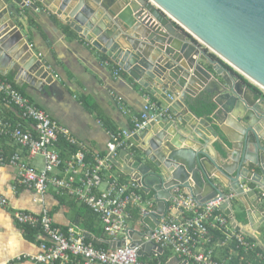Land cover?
Masks as SVG:
<instances>
[{"label": "water", "instance_id": "95a60500", "mask_svg": "<svg viewBox=\"0 0 264 264\" xmlns=\"http://www.w3.org/2000/svg\"><path fill=\"white\" fill-rule=\"evenodd\" d=\"M125 3L124 6L120 0H58L50 8L82 37L92 39L95 48L111 57L173 113L172 119L151 122L142 133L133 134L129 138L132 148H123L119 158L109 156L120 171L137 180L143 190L153 192L158 200L161 209L143 212L144 221L153 231L159 217L169 211L170 202L178 201L174 193L177 190H186L201 203L219 197L225 199L220 209L230 218L232 227L264 248L259 231L264 223V209H259L260 200L256 204L250 202L253 194L260 199L257 188L264 189V110L256 99L251 101L246 95L245 88L250 91L252 88L239 77L242 75L264 91V0H125ZM26 4L37 7L30 0H0L1 37L19 30L16 22L20 11L16 5ZM105 20L108 22L104 23ZM131 29L133 32L129 33ZM89 31L93 37L85 33ZM141 35L145 40H139ZM6 38L0 40V74H5L3 67L11 62L10 54L14 51L21 63H13L10 71L14 70L29 83L38 80L42 85L43 80L47 83L53 80L25 39L15 37L17 42L7 49ZM22 43H26L25 53L19 49ZM163 53L165 60H157ZM205 75L215 82L212 89L205 86ZM196 84L204 86L226 115L235 118L240 129L233 144L242 145V150L240 153L227 150L226 161L214 159L203 147L196 150L183 146L185 141L195 143L197 139L202 146L210 142L198 122L207 126L214 137L219 136L207 117L198 116L193 109L198 95ZM258 102L264 103V98ZM183 107L188 110L186 116L178 113ZM150 130L153 134L146 141ZM208 163L213 165V171L208 169ZM243 182L254 186L247 187ZM205 186L209 193L201 196ZM226 189L232 192L231 198ZM236 199L245 205L252 231L238 223L232 207ZM143 237L132 243L141 245V256L145 250L164 252L153 241L142 245ZM125 245L123 239L110 243L113 248Z\"/></svg>", "mask_w": 264, "mask_h": 264}, {"label": "crops", "instance_id": "0c3cea01", "mask_svg": "<svg viewBox=\"0 0 264 264\" xmlns=\"http://www.w3.org/2000/svg\"><path fill=\"white\" fill-rule=\"evenodd\" d=\"M30 1L34 2L37 7L34 8L28 4L24 7L16 5L20 11L16 22L19 30L15 33L8 32L2 37L1 33L3 32H0V40L7 36L4 43L7 49H10L17 42L15 37L18 36L21 41L25 39L50 71L53 80L49 83L43 80L42 85L38 80L34 83H29L26 78H21L19 74L16 75L14 70L10 71L13 63H21L20 58L14 51L10 54L11 62L3 67L5 74L1 75L11 79L20 92L28 96L38 107L44 109L50 117L69 128L72 135L82 142L90 152L105 155L108 152L112 130L119 132L132 128V116L141 112L146 96L151 94L128 73L124 72L111 57L95 48L92 45V39L82 37L77 31L63 22L58 14L51 10L50 6H54L58 0ZM120 2L122 5H126L125 0H120ZM55 7L58 8L59 6ZM107 22L108 20H105L104 23ZM63 27L71 29L72 34L68 35L65 33ZM132 32V29L129 30V33ZM85 33L92 35V37L94 36L90 31ZM139 40L143 41L145 38L141 35ZM19 49L25 53L26 43H22ZM165 57L163 53L161 56L158 55L157 60L162 59L163 62ZM107 62H110V64L108 65ZM117 68L122 69L118 75L115 74ZM205 77H207L205 86L212 89L215 86V82L211 79V76L205 75ZM196 87L198 95L194 98V101L204 96L212 97L209 92L204 90V86L199 87L196 84ZM245 90L250 100L254 101L256 99V103L264 110V103L258 102L263 97L253 89L250 91L245 88ZM215 105L216 108L213 114L206 117L213 127L219 131V136L214 137L207 126L198 122L197 125L204 135L210 139V142L202 146L201 140L197 139L195 143L185 141L183 146H191L196 150L203 147L204 151L209 153L214 159L224 160L227 156L229 157L227 150L241 152L242 145L234 147L235 145L233 144L236 141L235 136L240 134V129L231 114L229 116L226 115L217 103ZM178 113L186 116L188 115V110L183 107L178 109ZM0 115L15 123H21L24 128L34 131L33 124L24 121L20 117L18 110L12 106L0 104ZM192 122L195 123L196 120L192 119ZM152 134L153 131L150 130L145 140L147 141ZM73 148L77 150L76 147L68 145L64 139H61L56 145V149L64 157L74 153L76 150L74 151ZM0 149H3L7 157L16 151H20L25 159L35 165L36 168L42 169L44 167V159L41 155L29 158L27 151L16 145L10 138L6 137L2 140L0 138ZM121 150L118 151L117 158H119ZM124 162L128 164L126 159ZM207 166L209 170L213 171L211 163H208ZM114 168L113 172L120 181L132 178V176L120 171L115 165ZM217 183L220 185L219 181ZM243 184L251 188L254 186L247 184V182H243ZM105 185L104 183L103 187ZM221 187L224 186L221 185ZM257 190L260 199H257L253 194L250 197V202L256 204L260 200L259 209L261 210L264 209L262 208L264 206V189L257 188ZM142 193L146 202L150 201L153 205L154 211H151V213L161 209L153 192L148 193L142 189ZM174 193L177 199L181 194H188L186 190H177ZM208 193L209 190L205 186L201 190L200 195L206 196ZM226 193L228 197L233 196L229 189H226ZM0 196L7 199V205L3 206L0 204V264H60V262H34L31 257L41 252V243L47 241L48 237L37 228L19 223L14 216V213L19 210L39 214L43 208H47L55 224L62 229L67 230L70 227H74L86 235L87 241L97 244L96 246L104 247L101 245L106 244L108 247L104 248H113L110 247L112 241L109 240L110 238L105 232L99 217L100 227L97 222L93 225V227H99L98 231L94 232L92 228L90 229V221L86 218V212L90 207L88 208L86 204L77 201L73 197L59 195L54 190L47 192L42 197V200L37 199L39 197L35 191L18 185L17 169L8 163H0ZM232 207L238 223L247 230L252 231L245 205L236 199L233 201ZM137 211H139L140 215L134 218V213L132 214V212ZM179 211L178 201L170 202V209L167 214L177 215ZM129 212L131 215L129 220L130 231L126 235L127 239L126 236H122L121 239L125 240L126 243H133L135 240L140 241L141 238L139 237L144 236L142 245L146 242H151L146 239L147 235L150 234L151 228L144 221L141 208L134 207ZM254 218L258 219L256 215ZM161 219L162 217H159V221ZM28 226L35 230L34 234L28 232ZM232 228L235 229L234 227ZM259 231L264 239V223L261 224ZM247 237L256 242V246L262 249L259 252L264 255V248L253 238ZM219 247L216 246L215 254L218 258H221L224 256L217 254ZM156 253L159 255L163 254L155 249H151L150 252L145 250L142 258H155L154 254ZM235 253L237 254L238 252L235 251ZM179 262L180 259L172 251L168 260L163 264H179Z\"/></svg>", "mask_w": 264, "mask_h": 264}, {"label": "built area", "instance_id": "2783aa9c", "mask_svg": "<svg viewBox=\"0 0 264 264\" xmlns=\"http://www.w3.org/2000/svg\"><path fill=\"white\" fill-rule=\"evenodd\" d=\"M121 71V68H117L115 74ZM0 96L1 105L16 108L20 117L34 126V131H31L21 123L0 115V136L12 139L27 151L29 158L41 155L44 159V167L38 169L20 151L7 157L0 149V163H8L17 169L19 186L32 189L40 200L47 192L54 190L59 195H67L86 204L98 215L111 241L128 235L131 208H141L142 212L154 211L152 203L146 202L137 180L120 181L114 174L115 168L109 156L117 155L120 149L131 148L133 145L129 138L135 133H142L151 122L172 119L173 114L168 106L147 95L141 112L132 116V128L111 132L108 152L102 155L90 152L69 128L50 117L1 74ZM61 139L77 150L64 157L56 149ZM224 201L217 197L201 203L190 194H181L178 197L179 214L164 215L146 239L164 251L167 248L173 251L180 259L179 264H231L236 250L231 249L226 256L218 258L216 246L235 239L245 251H253L257 244L232 228L229 218L220 209ZM0 204L7 205V199L0 196ZM14 216L22 225L37 228L48 237L47 241L41 243V252L31 257L35 263L163 264L155 262L153 257L142 259L139 254L141 245H133L132 242H127L124 247H98L87 241L86 235L78 229L70 227L64 230L55 224L47 208H43L39 214L19 210ZM209 226L221 229L225 239L214 242ZM158 255L154 254L155 257ZM258 256L264 258L260 252Z\"/></svg>", "mask_w": 264, "mask_h": 264}, {"label": "trees", "instance_id": "16d2710c", "mask_svg": "<svg viewBox=\"0 0 264 264\" xmlns=\"http://www.w3.org/2000/svg\"><path fill=\"white\" fill-rule=\"evenodd\" d=\"M65 30V33H67L68 35L72 34L71 29H69L68 27H63ZM213 57L216 58V56L213 54ZM223 64L228 68L231 69L232 68L223 62ZM239 77L247 84L249 85V87H251L255 92H257L260 96H262L264 98V93L263 91H261L257 86H255L254 84H252L251 82H249L246 78H244L242 75H239ZM11 80V79H9ZM154 98V97H153ZM156 99V98H155ZM0 104H1V96H0ZM216 105L215 103L212 101V97L209 96H204V97H200L198 98L193 106V109L195 110V112L197 113L198 116H210L213 114V112L215 111ZM114 130H112L113 132ZM116 132V131H114ZM1 140L5 139L6 137L0 136ZM74 149V148H73ZM76 149H74L75 151ZM89 208V207H88ZM134 213L133 217L135 218L138 217L140 215L139 211L137 212H132V214ZM87 216V220L90 221V229L92 228V230L95 232L98 231L100 224H99V220H98V215L95 214L90 208L87 210L86 212ZM96 222L98 223L97 225H99V227H93V225L96 224ZM96 225V226H97ZM97 228V229H96ZM210 232L213 234L214 236V242H216L219 239H225V235L224 232L219 229V228H214L209 226ZM28 232L30 234H34L35 230L31 227L28 226L27 228ZM97 245V244H96ZM101 246L104 247H108L106 244H102ZM231 249H235L238 253L236 255L233 256V259L231 261V264H264V258H261L258 256V252L262 251V249L260 247H256L253 251H245L242 247H240L238 245L237 240L235 239H231L227 244L225 245H221L218 250H217V254H220L222 256L227 255ZM172 251L170 249H165V252L162 255H159L158 257H155V261L158 262L161 261L162 263H165L168 260V257L171 255ZM241 256H243V259H241ZM144 259V258H142Z\"/></svg>", "mask_w": 264, "mask_h": 264}, {"label": "rangeland", "instance_id": "374dc122", "mask_svg": "<svg viewBox=\"0 0 264 264\" xmlns=\"http://www.w3.org/2000/svg\"><path fill=\"white\" fill-rule=\"evenodd\" d=\"M260 89V88H259ZM261 90V89H260ZM261 91H263V90H261ZM263 93H264V91H263Z\"/></svg>", "mask_w": 264, "mask_h": 264}]
</instances>
